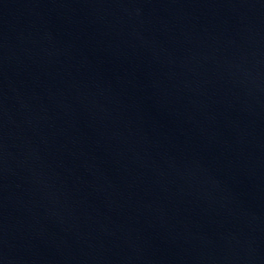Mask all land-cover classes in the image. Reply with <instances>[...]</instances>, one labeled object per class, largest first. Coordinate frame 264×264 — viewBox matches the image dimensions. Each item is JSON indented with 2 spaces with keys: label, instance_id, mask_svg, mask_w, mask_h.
I'll list each match as a JSON object with an SVG mask.
<instances>
[{
  "label": "water",
  "instance_id": "95a60500",
  "mask_svg": "<svg viewBox=\"0 0 264 264\" xmlns=\"http://www.w3.org/2000/svg\"><path fill=\"white\" fill-rule=\"evenodd\" d=\"M0 264H264V0H0Z\"/></svg>",
  "mask_w": 264,
  "mask_h": 264
}]
</instances>
